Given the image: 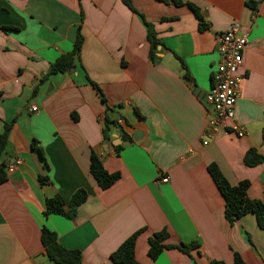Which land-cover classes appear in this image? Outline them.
Listing matches in <instances>:
<instances>
[{
    "label": "crops",
    "instance_id": "obj_1",
    "mask_svg": "<svg viewBox=\"0 0 264 264\" xmlns=\"http://www.w3.org/2000/svg\"><path fill=\"white\" fill-rule=\"evenodd\" d=\"M179 1L198 10L205 30L185 5L130 0L160 42L151 62L144 26L120 0H0V132L11 123L0 156L6 177L0 184V264H53L39 241L41 227L62 247L79 251L80 264H112L110 253L137 230L138 264H231L233 252L244 264H264V232L249 213L227 224L206 172L214 164L231 186L247 181V197L264 202V0ZM234 22L247 39L233 109L245 136L220 135L203 146L208 108L202 98L218 62L215 36ZM78 26V62L69 72L46 76L72 49ZM106 108L119 129L112 127L103 141ZM248 149L262 163L246 167ZM91 152L107 173L119 175L106 190L88 173ZM15 160L19 165L8 171ZM79 189L86 198L72 219L43 217L45 199L60 197L67 211ZM161 230L166 244L194 248L188 256L163 250L150 260L147 239Z\"/></svg>",
    "mask_w": 264,
    "mask_h": 264
},
{
    "label": "trees",
    "instance_id": "obj_2",
    "mask_svg": "<svg viewBox=\"0 0 264 264\" xmlns=\"http://www.w3.org/2000/svg\"><path fill=\"white\" fill-rule=\"evenodd\" d=\"M156 1H159L164 4H172L176 7L185 5L193 13L194 18L197 21L198 30L203 31L206 29V25L203 22L202 17L194 6L188 3L184 4L179 0ZM120 2L130 12L138 16L140 21L142 22V25L145 29L146 41L148 43V58L151 62H154V54L156 51V47L160 46V42L156 37L153 25L151 23H147L143 19V17L133 9L130 0H120ZM81 42L82 39L79 34L78 26L75 33L72 49L70 50V52L60 55L53 63L49 65L48 70L46 72V76L56 73L69 72L74 67L75 63L78 62ZM182 79L184 81L189 82V77L185 70L182 75ZM87 82L100 95V91L98 90L97 86L90 82L88 79ZM101 101L103 102L102 97ZM109 112H112V110L106 108L104 118L102 119L101 133L103 141H106L108 139L107 134L112 127L119 129L116 122L109 117ZM10 128L11 123L3 124L2 126L0 132V156L4 152L5 147L7 145V139ZM262 140L264 141V129L262 130ZM121 142L124 144H129L130 140L128 139V137L122 135ZM35 145V142L32 141L30 146L38 153L40 159L44 161L40 151L37 150ZM119 150H121V146H117L114 148V152L116 154L119 152ZM262 161L263 158L258 155L254 149L246 150L242 158V163L246 167H254L262 163ZM206 172L223 200V217L227 224L231 226L238 218L249 213L253 215L258 229L264 232V202L252 200L247 197L246 191L248 189V182L240 181L236 185L231 186L214 164L207 165ZM88 173L100 190L108 189L119 178L118 173H107L103 169L98 157L92 152L89 155ZM5 180V173L3 169L0 168V184ZM37 182L39 185H44L46 179L38 177ZM85 198L86 193L84 190L79 189L74 192L66 204L67 211H64L63 208L65 203L60 197L54 196L52 198L45 199L42 215L43 217H46L48 215H60L67 219H72L75 214V209L84 202ZM141 231L142 230H137L133 232L131 235L125 238L113 252L110 253L109 260L112 264H138L134 258V244L137 236L140 234ZM167 237V233L164 230H161L159 232L153 233L152 236L147 239L146 255L150 260H155L163 250L176 249L179 252L188 256V252L192 248H194L193 243L178 246L168 245L165 243ZM39 241L42 248L44 249L45 256L49 262L53 264H80V252L77 250H70L62 247L58 243L56 235L45 227L40 228ZM209 264L223 263L212 261ZM231 264L244 263L241 257L237 253L233 252Z\"/></svg>",
    "mask_w": 264,
    "mask_h": 264
},
{
    "label": "built area",
    "instance_id": "obj_3",
    "mask_svg": "<svg viewBox=\"0 0 264 264\" xmlns=\"http://www.w3.org/2000/svg\"><path fill=\"white\" fill-rule=\"evenodd\" d=\"M246 43V33L236 22L215 36L218 62L210 74V88L202 98L208 108V117L201 137L203 146L220 135L230 134L238 139L245 136L244 128L234 120L233 109L244 79L238 70ZM28 111L36 113L37 108L30 106ZM19 163V160H15L8 171H14ZM159 181L166 183L167 178H160Z\"/></svg>",
    "mask_w": 264,
    "mask_h": 264
},
{
    "label": "water",
    "instance_id": "obj_4",
    "mask_svg": "<svg viewBox=\"0 0 264 264\" xmlns=\"http://www.w3.org/2000/svg\"><path fill=\"white\" fill-rule=\"evenodd\" d=\"M135 136H136V135H135ZM135 136H133V139H134Z\"/></svg>",
    "mask_w": 264,
    "mask_h": 264
}]
</instances>
